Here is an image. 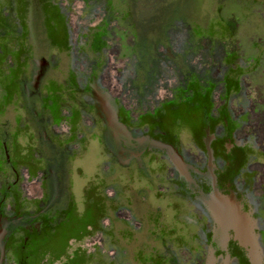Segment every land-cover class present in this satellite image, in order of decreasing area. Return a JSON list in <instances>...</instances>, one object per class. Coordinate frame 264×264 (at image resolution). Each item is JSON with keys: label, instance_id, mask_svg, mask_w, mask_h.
I'll return each instance as SVG.
<instances>
[{"label": "flooded vegetation", "instance_id": "obj_1", "mask_svg": "<svg viewBox=\"0 0 264 264\" xmlns=\"http://www.w3.org/2000/svg\"><path fill=\"white\" fill-rule=\"evenodd\" d=\"M118 1L5 15L0 264H209L207 202L264 254V0Z\"/></svg>", "mask_w": 264, "mask_h": 264}, {"label": "water", "instance_id": "obj_2", "mask_svg": "<svg viewBox=\"0 0 264 264\" xmlns=\"http://www.w3.org/2000/svg\"><path fill=\"white\" fill-rule=\"evenodd\" d=\"M201 202L202 201L200 200L196 203L199 204V206H202ZM206 205L208 207V211L211 213L212 221L215 227L222 228L228 226L230 229L228 233H225L223 235H218L217 233L215 235L216 242H219V240L221 241V248H224V251L222 249L216 248L215 252L211 255V259L209 258V264H234L235 262H237L235 251L239 254L241 253V251L245 250L243 248L247 244L246 241L250 240L247 239L246 236H250V238L253 237V240H250L251 245H253L254 247H259L258 233L248 234L247 232H245L247 230L248 222H251L249 219L244 220L243 218H241L240 221L238 219L229 221L226 218L218 217V204L207 202ZM237 229L241 230V232H239ZM247 261V264L255 263V261H253V263H251V260Z\"/></svg>", "mask_w": 264, "mask_h": 264}, {"label": "rangeland", "instance_id": "obj_3", "mask_svg": "<svg viewBox=\"0 0 264 264\" xmlns=\"http://www.w3.org/2000/svg\"><path fill=\"white\" fill-rule=\"evenodd\" d=\"M21 4H26L27 5V0H18ZM25 2V3H24ZM118 0H113V3H118ZM17 0H0V36H2L5 33V28L4 26L6 25V23L4 22V20L7 18L6 13H17L19 15H21V17L23 19L26 20L25 14L26 13H20L17 8ZM247 239H250L251 241L253 240V237L250 238V236H246ZM246 241V246L251 245V241ZM253 247V252H249V257L251 259H253L255 261V263H262L261 262V255L264 256V254L259 250L258 247H254L253 245H251ZM239 250V249H238ZM242 252V251H241ZM243 254V253H242Z\"/></svg>", "mask_w": 264, "mask_h": 264}]
</instances>
